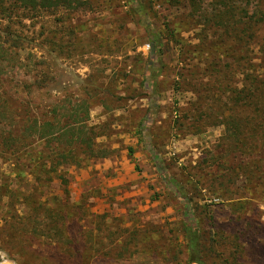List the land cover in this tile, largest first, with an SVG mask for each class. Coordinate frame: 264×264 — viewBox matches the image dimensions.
Instances as JSON below:
<instances>
[{
    "label": "rangeland",
    "instance_id": "374dc122",
    "mask_svg": "<svg viewBox=\"0 0 264 264\" xmlns=\"http://www.w3.org/2000/svg\"><path fill=\"white\" fill-rule=\"evenodd\" d=\"M125 1L87 0L68 16L0 22V33L11 27L28 38L6 88L21 84L15 98L38 113L50 105L70 111L87 98L92 149L110 153L63 164L40 181L32 153L47 152L44 140L17 161L0 152V264H199L195 243L205 264H264V200L230 220L249 182L239 164L264 159V151L243 153L219 122L231 105L247 114L227 97L250 84L247 74H260L259 40L232 47L228 58H210L198 47L201 26L185 24L186 7L146 1L141 16L127 14ZM149 26L162 33L160 56ZM168 26L176 27L174 38L166 36ZM34 62L53 79L28 95Z\"/></svg>",
    "mask_w": 264,
    "mask_h": 264
},
{
    "label": "trees",
    "instance_id": "16d2710c",
    "mask_svg": "<svg viewBox=\"0 0 264 264\" xmlns=\"http://www.w3.org/2000/svg\"><path fill=\"white\" fill-rule=\"evenodd\" d=\"M146 1H149L151 5L154 2H165L170 5L179 4L186 7L189 10V18L185 24L201 26L202 32L199 35L198 47L204 53L207 51L210 58H228L232 47L245 41L252 43L255 37L259 40L262 53L261 62L256 70L260 74H247V79L251 81L250 84L246 81L241 90L231 95V98L227 97L229 101L239 103L242 109L247 110V114H236L234 112L235 107L231 105L230 114L219 117V122L225 126V133L229 131L228 137L233 136L234 140H237L238 149L242 150L243 153L255 152L259 154L263 152L264 0H126L127 4L131 3L130 11L126 13H137L141 16L146 14V5H144ZM85 2L87 0H0V22L18 20L14 18L17 17L20 18V21L17 22L21 24L23 20L32 19L43 12L56 14L61 11L68 16L74 11L81 10ZM7 29H1V32L5 34L0 33V152L13 156L17 161L27 151H30L38 141L44 140L47 152L42 150L35 154L32 153L35 161L39 163L37 167L34 166L36 171L41 174L37 177L40 181L50 180L51 177H45V175L57 171L63 164H82L83 160L90 159L92 155L94 158L110 156L109 152L94 153L92 149L95 133L94 129L88 128L86 124L91 110L87 98H80L74 109L70 111L66 105H54L53 107L50 105L48 110L38 113L34 105L28 106L27 104L25 106L22 104V98L18 96L15 98V95L18 94L16 87H19L20 90L21 84L16 83L15 87L6 88L5 83L9 81L8 77H13V72L19 71L23 64L21 51L24 46L23 43L28 39L11 27H7ZM175 30L176 27L168 26L166 36L174 38L176 36ZM147 33L152 43V52L159 56L162 55L164 43L161 31L149 26ZM234 52H236L235 49ZM246 52L249 51L246 50ZM25 66L28 67V65ZM40 66H42L41 62H34L33 69L26 73L31 76L33 81L26 83L28 95L46 88L53 79L50 70L40 72ZM218 66L216 63L212 69L217 74L222 69ZM224 76L226 79L228 74ZM214 90L215 92L210 90L212 97L214 94L217 95L219 91L218 89ZM49 92L51 94V91ZM78 149H90V155L78 157L75 155V151ZM263 162L264 159H254L239 164L238 169L242 170L243 177L249 182L240 188L242 192H238L241 195L235 201V213L253 200L258 198L264 200V183L261 186L256 185L264 179V176L259 173ZM165 178L181 195L186 196L184 188L175 178ZM254 180L258 181L255 182ZM253 182L255 185H252ZM246 193L249 194V197L245 195ZM240 214L239 211L234 216H230V220L242 219ZM247 221L253 223L250 220ZM250 231L246 232L247 237L250 236ZM234 234H236V230H234ZM263 238L264 234L262 233L260 239ZM191 248L196 253L194 260L199 264H205L199 257L198 244L195 243Z\"/></svg>",
    "mask_w": 264,
    "mask_h": 264
},
{
    "label": "bare ground",
    "instance_id": "6f19581e",
    "mask_svg": "<svg viewBox=\"0 0 264 264\" xmlns=\"http://www.w3.org/2000/svg\"><path fill=\"white\" fill-rule=\"evenodd\" d=\"M5 264H15V263L12 261H6Z\"/></svg>",
    "mask_w": 264,
    "mask_h": 264
},
{
    "label": "crops",
    "instance_id": "0c3cea01",
    "mask_svg": "<svg viewBox=\"0 0 264 264\" xmlns=\"http://www.w3.org/2000/svg\"><path fill=\"white\" fill-rule=\"evenodd\" d=\"M263 222V221H262Z\"/></svg>",
    "mask_w": 264,
    "mask_h": 264
}]
</instances>
